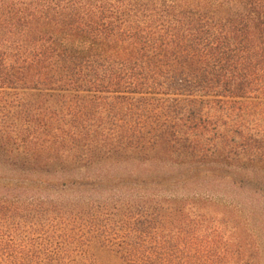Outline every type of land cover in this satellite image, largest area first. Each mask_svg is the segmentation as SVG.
Segmentation results:
<instances>
[{
  "label": "trees",
  "instance_id": "obj_1",
  "mask_svg": "<svg viewBox=\"0 0 264 264\" xmlns=\"http://www.w3.org/2000/svg\"><path fill=\"white\" fill-rule=\"evenodd\" d=\"M212 158L264 164V0H0V164L21 179L0 183V264L74 249L46 237L69 184L150 203L128 264L230 260L225 231H189L188 181L162 182ZM117 175L143 186L98 187Z\"/></svg>",
  "mask_w": 264,
  "mask_h": 264
},
{
  "label": "rangeland",
  "instance_id": "obj_2",
  "mask_svg": "<svg viewBox=\"0 0 264 264\" xmlns=\"http://www.w3.org/2000/svg\"><path fill=\"white\" fill-rule=\"evenodd\" d=\"M11 170L0 164V183L21 181ZM114 180L104 182L99 188H119L120 186H143L142 182L127 178V182ZM73 180V177L71 178ZM188 181L187 187L176 188L181 196L189 194L190 229L199 226L202 218L205 228H219L227 233L228 242L223 246L230 252V260H218L220 264H264V164H248L240 160L210 159L201 165L192 166L184 173L162 182ZM93 181L89 186L96 185ZM151 184V183H150ZM78 184H69L60 211L52 214L54 225L46 235L59 237L58 246L66 242L61 237H68V242L75 245L68 252L59 251L52 255L43 250L42 260L30 264H128L122 245L117 241L130 228L145 216V210L151 208L146 198L137 193L130 195L113 194L108 199L94 198L92 201H79L73 198ZM158 206L161 218H167L168 212L162 209V201L152 203ZM181 206V204H178ZM44 212L41 211V214ZM175 221L179 222L178 210ZM36 216L40 214L32 211ZM178 215V217H177ZM70 219L73 221L71 223ZM36 220L35 218L33 219ZM70 221L71 225H68ZM36 224L39 220L35 221ZM110 224H115L109 227ZM107 227V228H106ZM201 229V228H200ZM179 231V226L177 228ZM106 232V234L104 233ZM118 234V235H115ZM39 236L38 233L34 237ZM45 236V235H44ZM43 237V236H42ZM37 239V238H36ZM197 243L198 240H191ZM67 243V242H66ZM70 245V244H69ZM195 246V245H194ZM68 248V247H67ZM37 255L30 259H36ZM55 260H52V259ZM207 263V262H206ZM158 264H165L164 261ZM177 264V263H176Z\"/></svg>",
  "mask_w": 264,
  "mask_h": 264
}]
</instances>
